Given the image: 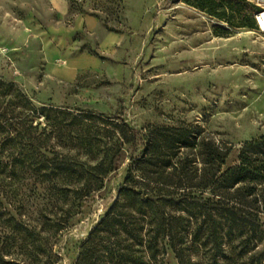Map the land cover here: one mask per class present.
Listing matches in <instances>:
<instances>
[{"label":"trees","instance_id":"obj_1","mask_svg":"<svg viewBox=\"0 0 264 264\" xmlns=\"http://www.w3.org/2000/svg\"><path fill=\"white\" fill-rule=\"evenodd\" d=\"M185 1L233 29L256 26L254 6L238 20L228 14L241 0ZM229 154L201 126L136 131L38 105L0 79V264H58L62 233L126 162L116 198L71 264H166L170 253L176 264H263L248 256L238 222L263 227L264 135L228 166ZM149 186L172 193L153 196Z\"/></svg>","mask_w":264,"mask_h":264},{"label":"rangeland","instance_id":"obj_2","mask_svg":"<svg viewBox=\"0 0 264 264\" xmlns=\"http://www.w3.org/2000/svg\"><path fill=\"white\" fill-rule=\"evenodd\" d=\"M65 2L61 16L48 0H0V79L36 104L115 117L136 131L201 126L230 146L228 166L242 144L264 135V34L256 26L233 29L185 0ZM248 5L256 7L241 0L228 14L238 20ZM85 50L96 55L82 56ZM126 165L62 233L58 264H71L116 198ZM238 227L248 256L264 264V223L240 220ZM166 264H176L171 253Z\"/></svg>","mask_w":264,"mask_h":264},{"label":"crops","instance_id":"obj_3","mask_svg":"<svg viewBox=\"0 0 264 264\" xmlns=\"http://www.w3.org/2000/svg\"><path fill=\"white\" fill-rule=\"evenodd\" d=\"M48 2H49V4L52 6V8L55 10V13H57V14H59V15H61V16H66V14H67V5H66V2H65V0H48ZM88 17V16H87ZM92 18V17H91ZM76 45L79 47L81 44H80V42H78V41H76ZM80 54H82V56H85V55H87V56H90V55H96L95 53H92V52H90V51H87V50H85V51H80L79 52ZM56 64L57 65H64L65 63H64V61H61V59H58L57 61H56ZM79 75H77V77H78ZM77 77H76V79H77ZM75 79V80H76ZM97 90H90V92H92L93 94H97V92H96ZM89 92V93H90Z\"/></svg>","mask_w":264,"mask_h":264},{"label":"built area","instance_id":"obj_4","mask_svg":"<svg viewBox=\"0 0 264 264\" xmlns=\"http://www.w3.org/2000/svg\"><path fill=\"white\" fill-rule=\"evenodd\" d=\"M257 7V12L254 15L256 29L264 34V0H252Z\"/></svg>","mask_w":264,"mask_h":264}]
</instances>
